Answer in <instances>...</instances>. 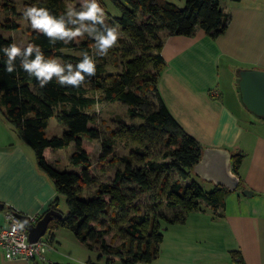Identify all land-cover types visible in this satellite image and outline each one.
I'll return each mask as SVG.
<instances>
[{"label":"trees","instance_id":"1","mask_svg":"<svg viewBox=\"0 0 264 264\" xmlns=\"http://www.w3.org/2000/svg\"><path fill=\"white\" fill-rule=\"evenodd\" d=\"M112 1L119 13L109 16L108 24L121 30L117 45L112 49L121 58V69H107L106 57L95 55V41L87 33L79 42L74 39L64 44L57 40L52 44L48 37L32 30L28 44L40 46L45 59L59 57L62 64L76 65L82 60V54L64 49L79 48L95 59L96 75L86 77L85 84L79 88L62 87L55 78L41 88L37 79L20 67L19 58L15 62L16 71L8 73L5 70L7 57L0 51V113L34 149L38 167L52 179L58 196L49 209L62 211L58 206L59 195L65 196L67 211L50 221L49 234L46 232L49 238L54 237L53 229L66 227L89 249L97 250L99 257L108 256V264L116 256L122 264H134L154 259L163 240L159 218L130 207L139 192L154 188L158 193L163 192L166 204L179 208L172 217H164L166 222L173 223L183 222L188 212L201 210L204 205L214 210L223 207L226 195L232 191L220 184L206 190L191 178L204 146L173 116L159 89V78L166 64L162 55L163 32L193 35L200 26L210 36L217 37L227 28L230 16L222 7V0H185L182 7L170 0ZM32 5L47 8L56 17L66 16L69 11L65 0H24L23 10ZM6 6L13 13L18 12L15 5ZM0 26L15 29L19 22L7 18L0 21ZM12 43V37L0 33V49ZM28 44L19 47L23 49ZM105 101H121L129 106L132 118L143 119L138 126L127 124L126 128L160 139L164 143L160 159L140 152V161L144 162L140 164L135 163L132 156L113 154L116 133L102 138L101 129L90 125L96 120L92 107ZM51 116L65 125L62 134L47 136ZM83 137L102 139V157L112 154L109 160L122 164L117 167L112 181L91 174L92 160L82 145ZM72 143L75 148L69 160L71 165L80 166V170L60 167L44 154L46 148L68 147ZM242 159L241 151L233 153L232 168L238 174ZM171 172H176L177 176L168 183L167 175ZM8 209L19 212L12 207ZM115 225L124 236L119 244L107 240ZM232 254L234 259L243 261L237 252Z\"/></svg>","mask_w":264,"mask_h":264},{"label":"crops","instance_id":"2","mask_svg":"<svg viewBox=\"0 0 264 264\" xmlns=\"http://www.w3.org/2000/svg\"><path fill=\"white\" fill-rule=\"evenodd\" d=\"M221 5L230 20L217 37L200 26L193 35L163 32L166 64L159 89L173 116L204 148L243 153L241 184L226 195L223 207L204 205L188 212L183 222L162 225L158 255L134 264H264V119L246 107L238 87L240 70H264V0H223ZM11 130L16 138L0 133V224L6 223L9 207L39 216L58 196L52 179L38 167L34 149L12 125ZM59 229H53L48 247L56 253V242L62 244ZM233 251L243 261L234 259ZM48 257L59 261L54 253ZM34 262L6 258L0 249V264Z\"/></svg>","mask_w":264,"mask_h":264},{"label":"rangeland","instance_id":"3","mask_svg":"<svg viewBox=\"0 0 264 264\" xmlns=\"http://www.w3.org/2000/svg\"><path fill=\"white\" fill-rule=\"evenodd\" d=\"M23 1L24 0H0V21L10 18L19 22V27L15 29H5L0 26V33L6 37H12L14 43L17 46H24L28 44L31 31L33 30L29 21L23 18ZM65 1L69 10H82L84 0ZM170 1L176 3L180 7L185 5V0ZM98 3L104 9L106 23H109V16L119 13L112 0H98ZM6 4L15 5L18 12L13 13L11 8L7 7ZM119 31L121 34L120 28ZM81 39H84V35L82 37H77L76 41L79 42ZM112 49H110L108 55L105 56L107 60L106 66L108 70L117 71L118 69H121L122 62L120 61V56L116 55ZM93 50L95 51V48H93ZM64 51L77 54L84 53V51L79 48H65ZM54 59L61 61L59 57ZM128 108L129 106L121 101H105L97 103L91 109L96 117V120L90 123V125L101 129L103 133L102 138L112 136L113 132L116 133V136H114L115 142L113 147V154L115 155L132 156L134 162L140 164L144 163L140 161V152L146 153L148 157L160 159V153L164 149V143L161 142L160 139L153 138L152 135H147L146 133H140L138 129L130 130L126 128L127 124H135L138 126L143 121V119L139 117L132 118ZM254 115L257 119H264V117L258 116L257 114ZM64 130L65 125L60 123L55 116H51L49 119V124L46 128L47 136H51L53 134H62ZM0 133L6 137H8V134H13L15 138L17 137L11 130L10 122H8L5 118L4 120L0 119ZM82 145L90 154L92 160V165L90 167L91 174L101 180L112 181L117 167L122 166V164L119 162L117 163L116 161L111 162L109 159L112 154L102 157V139H88L83 137ZM74 148V143L68 147H61L57 149L46 148L44 154L49 160L55 161L60 167H68L72 170H80V166L77 167L71 165L69 160V156L73 152ZM176 176V172H171L169 175H167L168 183H171V181L175 179ZM191 178L198 181L206 190H211L214 186L212 181L204 179L194 172V170L191 171ZM239 188H241V186ZM59 196V208L67 211L65 196L62 194ZM130 207L136 208L137 212L139 213L157 216L160 220L161 228L162 225L167 223L164 217H172L175 213L179 212L178 207L168 206L166 204V198L164 197L163 192L158 193L157 189L155 188L151 191L139 192L137 198L131 202ZM47 233H49V230ZM57 235L60 236L62 244H58L56 242V246L54 245L58 249V253L55 252V249H48L46 253L48 259L49 254L54 253L55 256H58V263L60 264H108V256L104 255L99 257L97 250L89 249L75 236V234L69 228L60 227ZM123 239L124 236L118 231L116 225L107 236V240L112 241L113 244H119ZM89 261H91V263H89ZM109 264L122 263L121 259L116 256L113 257L112 262Z\"/></svg>","mask_w":264,"mask_h":264},{"label":"clouds","instance_id":"4","mask_svg":"<svg viewBox=\"0 0 264 264\" xmlns=\"http://www.w3.org/2000/svg\"><path fill=\"white\" fill-rule=\"evenodd\" d=\"M23 18L29 21L31 28L49 38V42L55 44L57 40L69 44L77 37L85 33L95 41V55L107 56L109 50L117 45L120 37L118 26L106 23L104 9L98 0H84L82 10H69L65 15L56 17L47 8L36 5L26 6L23 10ZM74 25L75 27H68ZM7 60L5 70L8 73L16 71V60L20 59V67L34 76L41 88L50 83L53 78L64 86L79 88L85 84L86 77L96 75L95 59L84 52L82 60L76 65L62 64L58 59H45L40 46L28 44L21 48L15 43L0 49ZM34 55V58H33ZM52 263V262H51Z\"/></svg>","mask_w":264,"mask_h":264},{"label":"water","instance_id":"5","mask_svg":"<svg viewBox=\"0 0 264 264\" xmlns=\"http://www.w3.org/2000/svg\"><path fill=\"white\" fill-rule=\"evenodd\" d=\"M239 88L242 100L246 107L258 116L264 117V70L257 68L240 70ZM233 153L227 148L205 147L200 159L195 163L193 169L198 175L215 184L223 185L230 190H235L240 183V176L232 168ZM245 194L252 191L243 188ZM4 206L0 203V208ZM15 212V211H14ZM15 214L26 224L29 215L15 212ZM62 211L50 208L46 210L35 222H29V240L36 241L49 229V223L54 217H62Z\"/></svg>","mask_w":264,"mask_h":264},{"label":"built area","instance_id":"6","mask_svg":"<svg viewBox=\"0 0 264 264\" xmlns=\"http://www.w3.org/2000/svg\"><path fill=\"white\" fill-rule=\"evenodd\" d=\"M39 216L29 215V222H35ZM5 224H0V249L6 258H23L26 260H38L44 264H50L46 253L52 245L49 233L44 234L36 241L29 240L28 223H24L12 209L5 211Z\"/></svg>","mask_w":264,"mask_h":264}]
</instances>
